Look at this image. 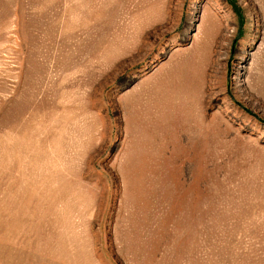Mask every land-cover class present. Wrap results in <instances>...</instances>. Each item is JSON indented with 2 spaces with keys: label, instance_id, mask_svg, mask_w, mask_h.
I'll return each instance as SVG.
<instances>
[{
  "label": "rangeland",
  "instance_id": "374dc122",
  "mask_svg": "<svg viewBox=\"0 0 264 264\" xmlns=\"http://www.w3.org/2000/svg\"><path fill=\"white\" fill-rule=\"evenodd\" d=\"M0 264H264V0H0Z\"/></svg>",
  "mask_w": 264,
  "mask_h": 264
}]
</instances>
